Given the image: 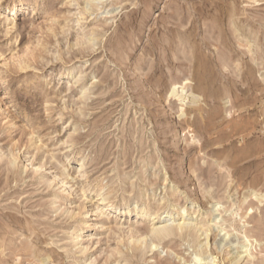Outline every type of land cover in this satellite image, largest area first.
I'll use <instances>...</instances> for the list:
<instances>
[{"label":"rangeland","instance_id":"rangeland-1","mask_svg":"<svg viewBox=\"0 0 264 264\" xmlns=\"http://www.w3.org/2000/svg\"><path fill=\"white\" fill-rule=\"evenodd\" d=\"M229 9L259 45L240 44ZM252 189L264 194V0H0V264H190L191 238L149 231L191 203L189 220L228 219L231 250L213 227L207 263L264 264V199L241 204Z\"/></svg>","mask_w":264,"mask_h":264},{"label":"bare ground","instance_id":"bare-ground-1","mask_svg":"<svg viewBox=\"0 0 264 264\" xmlns=\"http://www.w3.org/2000/svg\"><path fill=\"white\" fill-rule=\"evenodd\" d=\"M94 1H97V0H94ZM91 6H93V2L90 1V2L87 3V9H90ZM34 9H36V6H34ZM234 11H236V10L229 9L228 15L230 16V21H232V23L234 24V28L236 29V31L239 32L240 44H242V42L244 40H247V43L245 44V46H248L249 43H252V42H254V45H257L260 42V40H261L260 39L261 36L259 38L255 36V39H253V37L255 35V32H253V31L247 32L248 30L246 31V28L244 29L243 25H241L240 23H236L235 19H233L234 14H235ZM249 72H250V70H249ZM187 84H188V82L184 83V85H182L180 87V88H182V90H181L182 93H184L186 87H188ZM177 88H178L177 86H173V88L171 90V94H174L177 91ZM181 112L184 115L185 112H184L183 109H182ZM187 122H189V121H187ZM199 129H200V127H199ZM82 159L85 160V158H82ZM168 179L169 178L167 176L165 178V181L168 180ZM62 183H64V180H62ZM249 197H253L254 199H257L258 202H263L264 194L258 193L254 189H252L251 193L248 196L243 197L241 199V204L244 205L246 202H248V198ZM132 201H133L132 198L125 199L124 200V203H125L124 206L114 207V209L119 210L118 213H120V214H122V213H132L131 212L132 209L129 208ZM133 203H135V201ZM99 205H98L97 208L101 209L102 211L100 212V214H103V211H105L108 207L106 208L107 205H105V203H104V206L102 208ZM221 207L222 206H221V203L219 201H215L214 203L211 204V208L213 210L212 212L218 211ZM222 208L224 209V212L226 213V215L228 214V216H230V218L231 217L233 218V217H236L237 215H240V217H239L240 221L242 220V218H243V216L241 215V213H242L241 211L242 210L240 211L241 212L240 213L239 210H237V211L234 210L233 209L234 207L233 208H231V207L228 208V207L224 206ZM108 209H110V208H108ZM249 209H252V205H250ZM134 210H135L136 214L137 213L141 214L140 216L143 215L142 217H144L145 214H148L150 212V207L142 204V205L135 206ZM191 210H194V212H192ZM196 211H198V212L200 211L199 205L197 206L194 203H191V204H188V205H186L184 207L182 206V208H180V210L178 211L177 217H176V215L173 216L174 214H172V212H170V210L169 211L165 210L162 213L156 212L155 215L152 216L153 224H151L152 227H151V229L149 231L150 235H153L154 238H157L159 240L164 238V237L171 236V235H176V234L185 235L186 237L192 239V241L194 243V246H195V250L192 249L193 252L191 254H192L193 258H192L190 264H218L214 259H212L213 261H211V263H207L205 261V259H207L206 258L207 257L206 254L209 252L208 248H209L210 232L213 229V227L218 228L219 235L222 234L223 237H224V242L221 244L222 245L221 246L222 247L221 251L222 252H227V251L230 252L231 245H233V244L231 243V245H227V241H230V235H231L230 231L227 230V225H226V223L228 222V219H221L220 221L216 220V223H213V224L208 222L210 220H208L207 222L205 220L203 222H196V221L189 220V215L191 213L192 214L195 213ZM98 212H99V210H98ZM207 212L205 214H207ZM212 212H211V214H212ZM211 214H209V216H211ZM91 217H92V215H90V213L88 212V213L84 214L83 218L79 221L78 230L72 236V239L74 240L73 242H76L75 243L76 245L80 244L81 237H82V235L84 233L85 227L89 223L87 220L89 218H91ZM205 217H207V216H205ZM221 222H223V224H221ZM105 225L106 224H104V226ZM230 225L233 226V223H230ZM93 226L95 227V226H97V224H94ZM233 230L236 232L237 236L239 234H242V232H243V230H236L235 227L233 228ZM234 234H232V235L234 236ZM251 240L249 238H245L244 239V241H243V243L241 245L242 251L240 253H246L245 257H249L252 260V259H254V257H253V254H252L250 248H252L254 243ZM201 241H204V242L201 243ZM131 242H135L137 244V248L138 249H140L143 244H147V242H146V240L144 238L143 239H136V241H132L131 240ZM157 246L158 245L156 244L155 241H151L148 244L149 248H153V247L155 248ZM232 261H233V259H232ZM85 262H87V261H85Z\"/></svg>","mask_w":264,"mask_h":264}]
</instances>
